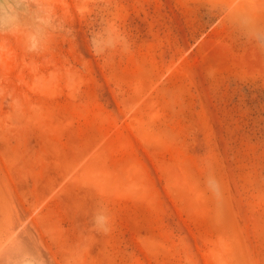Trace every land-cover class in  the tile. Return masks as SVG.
I'll use <instances>...</instances> for the list:
<instances>
[{"label": "rangeland", "instance_id": "rangeland-1", "mask_svg": "<svg viewBox=\"0 0 264 264\" xmlns=\"http://www.w3.org/2000/svg\"><path fill=\"white\" fill-rule=\"evenodd\" d=\"M0 264H264V0H0Z\"/></svg>", "mask_w": 264, "mask_h": 264}, {"label": "clouds", "instance_id": "clouds-1", "mask_svg": "<svg viewBox=\"0 0 264 264\" xmlns=\"http://www.w3.org/2000/svg\"><path fill=\"white\" fill-rule=\"evenodd\" d=\"M0 26L7 29L16 27L15 15L13 13L0 14Z\"/></svg>", "mask_w": 264, "mask_h": 264}]
</instances>
